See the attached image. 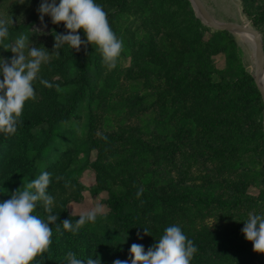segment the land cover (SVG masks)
Wrapping results in <instances>:
<instances>
[{"label":"trees","instance_id":"1","mask_svg":"<svg viewBox=\"0 0 264 264\" xmlns=\"http://www.w3.org/2000/svg\"><path fill=\"white\" fill-rule=\"evenodd\" d=\"M7 2L0 0V7ZM36 2L39 7L41 0ZM95 2L103 6L110 27L122 38L121 55L130 63L109 71L95 46L76 52L65 45L58 59L42 65L39 75L59 90L34 81L36 98L26 101L17 131L0 134V202L47 171L49 194L55 204H65L71 187L65 182L75 184L82 170L90 168L96 190L107 192V212L76 233L63 230L61 224L60 235L50 225L52 243L44 264H64L68 251L84 260L98 256L101 264L128 260L133 243L147 251L172 224L179 225L198 249L191 264H264V254L254 252L241 232L244 213L264 205L263 101L234 37L206 25L190 0ZM240 2L242 13L262 35L264 51V1ZM35 24L49 26L44 42L37 41L40 31ZM53 31L63 33L64 25L52 24L48 16L41 24L37 11L28 23H14L5 43L26 34L36 47L43 45L51 52ZM79 34L85 39L83 30ZM217 54L224 57L222 68L215 66ZM12 55L0 47V58ZM120 79L141 89L137 101L145 109L154 108L171 135L161 150L130 133L129 139L140 143L136 150L153 154L155 160L181 153L182 172L190 183L158 185L153 171L145 168V159L116 154L115 146L124 139L121 134L95 136L94 112ZM71 118L76 124L66 127ZM80 118L84 122L78 134ZM64 144L66 149H61ZM52 151L56 155L39 172L40 161ZM208 163L210 167L200 169ZM57 176L64 179L57 181ZM250 187L258 188V193H251ZM139 189L143 192L138 198ZM43 212L42 205L34 210L39 216ZM56 214L58 224L65 219L75 224L79 218ZM143 227L150 235H143ZM138 232L143 239H138Z\"/></svg>","mask_w":264,"mask_h":264},{"label":"clouds","instance_id":"2","mask_svg":"<svg viewBox=\"0 0 264 264\" xmlns=\"http://www.w3.org/2000/svg\"><path fill=\"white\" fill-rule=\"evenodd\" d=\"M24 2L19 0L21 4ZM37 11L41 24L48 16L52 24L64 25L63 33L52 32L54 44L51 52L43 45L34 46L26 34H21L14 43H5L13 20L0 16V47L13 53L10 59L0 58V76L3 77L0 79V133L6 136L14 134L22 123L20 117L26 101L35 100L34 81L59 90L58 85L43 79L39 73L42 65L49 63L53 57H60L65 45L76 52L82 46L85 50L89 45L95 46L109 71L116 68L123 47V40L110 27L103 6L95 0H41ZM80 30H83L85 39L81 38ZM56 179L61 181L64 178L57 176ZM50 183L51 173L43 171L23 190H15L10 199L0 202V264H32L33 261L44 264L45 253L52 243L53 228L50 225H55L56 232L63 235L61 224L63 230L76 233L86 222L96 221L99 207L80 215L75 224L71 219L56 223L59 216L53 213L55 198L48 192ZM64 186L69 187L70 182H65ZM142 192L143 189L137 191L138 198ZM38 205L43 206L44 218L34 214ZM243 224L241 232L252 243L253 251L264 254V213L250 211ZM143 235H150L149 228L143 227ZM137 237L143 239L139 232ZM197 251L194 242L181 227L172 224L164 229L163 235L147 251L142 244L133 243L129 259H116L113 264H191ZM63 261L64 264H101L98 256L96 259L89 256L84 260L77 258L72 251L65 254Z\"/></svg>","mask_w":264,"mask_h":264},{"label":"rangeland","instance_id":"3","mask_svg":"<svg viewBox=\"0 0 264 264\" xmlns=\"http://www.w3.org/2000/svg\"><path fill=\"white\" fill-rule=\"evenodd\" d=\"M236 1L237 0H205L206 5L205 3H202L207 10H213L212 8H215V12L223 13V11H228L229 13L223 14L224 17L230 18V21L227 22L238 23L243 26L255 28L252 25L251 21L242 13L240 0V7L237 6ZM37 9L38 3L36 2V0H25L23 4L19 3V0H9V2L5 3L3 6L0 7V16L9 19L12 18L13 24L19 22L28 23L30 21L31 15L34 12H37ZM195 12L196 15L201 18L200 14L196 10ZM218 15L221 16L222 14ZM215 20L219 22H224L217 17ZM34 26L40 31V35L37 41L44 42V35L47 34L49 26L46 25V27H44V25L40 24H35ZM232 30L234 29H231V31L228 32H230V34L234 37L237 43L238 53L241 58V61L246 70L252 76H254L256 67V57L254 55L253 46H251L247 42L240 40L237 36L232 33ZM259 35L262 41V35L260 32ZM253 59L254 67L252 64ZM213 60L217 68H222L224 66V57L222 54H217L213 56ZM129 63L130 58L123 57L122 55H120L117 61V65H120L121 67L129 65ZM263 75L264 72L262 76ZM61 88L63 87L61 86ZM140 90L141 89H138L135 86L131 87L129 83L125 81V79H120L111 88V90L107 94L104 105L97 108L94 112L97 118L95 136L98 137L104 134L115 132L121 134L124 139L118 141L117 145L115 146L114 150L116 154H133L137 157H140L141 159H145V168L149 169L150 171H153L158 185H182L190 183V181L186 179V176L182 172L183 168L181 166V153H176L171 159H168L167 156H165V158L155 160L153 154L146 153V155H144L140 153V151H137L136 148L138 146L139 149L140 143L136 140L129 139V135L131 133L134 137L139 138L140 141H143L154 147H160L162 150L163 146H165L166 144L165 142L171 136L170 134H168V129L163 128L162 124L159 123V116L157 111L151 107L145 109L142 104L137 101L136 98L141 95ZM261 118L264 124V107ZM76 121V119L71 118L70 122L66 123L65 126L67 127L71 123L76 124ZM79 121L80 122L78 134H80L83 126L82 124L84 122L83 118H80ZM66 146V144L61 145V149H66ZM55 155L56 151H52L49 155H46L44 157V160L40 161V165L38 168L39 172L43 170L45 164L49 160H51ZM90 157L94 158V151H91ZM72 166L73 164L71 163L70 167ZM208 167H210L209 163L207 165L200 166V169H206ZM38 175L39 173L35 175L34 179ZM70 185V195L67 197L66 203L55 204L53 208L54 214L59 213L68 217H78L82 214H87V212L99 207L97 218H101L105 215V213L107 212V206L105 204L107 192L103 190H96L95 175L92 169H83L79 177L76 179L75 184ZM249 191L253 194H257L258 188L250 187ZM251 211H255L257 214L264 213V205ZM249 212L250 211L244 213L246 218ZM45 216L46 213L43 212L40 217L44 218ZM207 221L209 224L213 223L212 218H208Z\"/></svg>","mask_w":264,"mask_h":264},{"label":"water","instance_id":"4","mask_svg":"<svg viewBox=\"0 0 264 264\" xmlns=\"http://www.w3.org/2000/svg\"><path fill=\"white\" fill-rule=\"evenodd\" d=\"M190 1L194 9L200 14L202 20L213 29L231 31V29L234 28L236 30L251 33L253 35L254 37L253 50H254V55L256 57V67L253 78L260 92L264 107V88L258 82V76L264 72V53H263L262 41L259 32L253 27L243 26L238 23L216 21L208 12V10L203 5L201 0H190Z\"/></svg>","mask_w":264,"mask_h":264},{"label":"bare ground","instance_id":"5","mask_svg":"<svg viewBox=\"0 0 264 264\" xmlns=\"http://www.w3.org/2000/svg\"><path fill=\"white\" fill-rule=\"evenodd\" d=\"M234 29V28H232ZM232 33L237 36L240 40L244 41V42H247L249 43L251 46H253V35L251 33H247V32H242V31H239V30H232ZM252 64H253V67H254V59L252 61ZM254 71V70H253ZM263 73H261L259 76H258V82L259 84L264 88V75L262 76Z\"/></svg>","mask_w":264,"mask_h":264},{"label":"crops","instance_id":"6","mask_svg":"<svg viewBox=\"0 0 264 264\" xmlns=\"http://www.w3.org/2000/svg\"><path fill=\"white\" fill-rule=\"evenodd\" d=\"M202 2L205 3V0H202ZM236 2H237V6L240 7V2H239V0H237ZM205 5H206V3H205ZM229 6H230V5H229ZM212 9H213V10H208V11H209V13L211 14V16H212L213 18H215V19H216V17H217V18H220L221 21H224V22H225V21H226V22H227V21H230V18H228V17H224V16H223L224 13H229L228 11H223V13H220V12H215V10H214L215 8H212ZM218 14H222V15L220 16V15H218Z\"/></svg>","mask_w":264,"mask_h":264}]
</instances>
